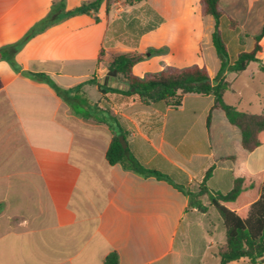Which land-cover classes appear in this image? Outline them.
<instances>
[{"label":"crops","instance_id":"crops-1","mask_svg":"<svg viewBox=\"0 0 264 264\" xmlns=\"http://www.w3.org/2000/svg\"><path fill=\"white\" fill-rule=\"evenodd\" d=\"M53 1L0 0V264H103L114 251L119 264H206L205 246L196 248L192 241L193 227L201 232L199 223L193 225L197 207L212 208L206 196L197 197L199 184L214 166L206 182L209 190L231 189L233 164L217 161L221 156L245 157L249 173L264 172V144L244 152L240 132L226 120L210 136L211 95H185L175 108L144 104L137 95L102 94L87 81L117 82L105 77L106 67L98 60L101 49L104 62L111 61L110 53L165 48L153 62L206 66V59L216 54L214 18L202 16L200 0L128 5L145 11L147 21L149 8L163 21L129 51L117 52L120 43L112 41L110 32L122 24L119 12L124 8L116 0L108 13L105 3L100 6L98 22L89 14L71 16L13 52L11 46L47 16ZM85 1L90 0H65L66 9ZM220 4L239 23L230 47L236 55L240 49L251 51L253 36L264 26V0ZM148 34L154 36L150 43L143 40ZM260 44L258 58L264 61V37ZM230 73L236 75L227 71L225 79ZM228 92L238 97L230 105L264 113V91L245 102L243 91H225L224 100ZM115 135L125 137L129 168L107 160ZM139 166L165 174L171 182L135 170ZM229 264L253 263L240 259Z\"/></svg>","mask_w":264,"mask_h":264},{"label":"trees","instance_id":"trees-1","mask_svg":"<svg viewBox=\"0 0 264 264\" xmlns=\"http://www.w3.org/2000/svg\"><path fill=\"white\" fill-rule=\"evenodd\" d=\"M114 1H85L70 10L66 9L65 0L53 1L47 16L37 22L22 39L11 46V49L13 52H17L30 38L71 16L89 14L98 22L97 13L100 6L105 3L108 13ZM142 1L144 0H126L129 5ZM200 7L202 16L210 15L215 21L212 42L220 61V68L213 79L207 67L199 64L183 67L167 66L162 71L146 73L143 76L134 73V66L145 60L148 52L162 54L166 51L165 48H162L147 49L141 53L109 54L111 57L109 69L117 71L128 85L127 89L119 87L117 84L115 86L103 84L95 77L87 82L95 85L102 94L137 95L144 104L163 102L175 108L182 105L185 95H211L214 98V105L207 116L209 135H212L211 132L215 125L219 124L221 120H226L241 134L240 149L244 152H251L264 144V113L255 114L241 111L235 106L227 104L224 94L229 83L224 75L227 71L242 73L252 62L257 63L259 70L264 73V61L258 58V54L262 51L260 41L264 37V26L259 34L253 36L254 47L251 51L240 49L237 55L232 56L229 44L231 37L239 32L238 21L226 13L221 7L220 0H200ZM148 12L151 15L147 23L143 24L137 18H132L128 22L126 30L129 35L139 40L142 35L154 30L163 21V18L152 9L149 8ZM226 30L230 32H226ZM104 54V49H101L99 62ZM9 61L13 68L18 69L13 57ZM81 87L82 84L78 85V88ZM126 154L127 149L122 147L119 136L115 135L106 153L108 162L110 164L122 163L125 168H129L130 165L125 161ZM225 160H230L233 164L231 189L227 192L209 190L206 182L214 170V166H212L199 184L200 192L197 195V197L206 196L209 206L214 208L221 219L225 241L218 250L220 264H229L240 259H248L253 264L259 261L264 262V172L249 173L245 166V157L241 158L236 154L217 158V161ZM135 170L145 171L171 182L167 175L158 171L141 166ZM183 192L189 196L194 195L184 189ZM197 208L202 212L206 211V207L202 205ZM103 264H119L118 253L115 251L109 253Z\"/></svg>","mask_w":264,"mask_h":264},{"label":"rangeland","instance_id":"rangeland-1","mask_svg":"<svg viewBox=\"0 0 264 264\" xmlns=\"http://www.w3.org/2000/svg\"><path fill=\"white\" fill-rule=\"evenodd\" d=\"M120 1H122V3L121 7L119 6V9L124 8V10H120L119 12V15L122 16L119 21H122V24L113 26L110 33L114 38L112 41L120 43L121 48L117 52H127L130 48H133V46L137 45L138 39L128 34L126 25L134 17L140 20L143 24L147 23V14L145 11H142V9H130L126 0ZM143 40L150 43L154 40V36L152 34H148V36L144 37ZM235 50L236 49L234 48L230 49L232 56L236 55ZM154 56V53L148 52L147 58L136 66L135 73L140 76L146 73L164 70L167 65H165V63L153 62ZM100 62L102 67H106L105 77L109 81H114L116 78L117 86L127 89L128 85L123 81L122 77L118 73H116L115 76L108 75V72L112 71L109 69L110 61L104 62V58L101 57ZM205 64L209 73L215 77L219 69V61L216 54H214L212 58L208 57ZM250 65V68L246 72L236 73V75L230 73L226 79V81L229 83V85L226 87V91H243V102L249 99H256V92L264 91V73L256 70V65L254 63H251ZM225 101L228 104H234L238 101V97L235 94L228 92L226 94ZM196 213L197 218L195 219V224L193 223V225L199 223L201 232L199 233V231H197V226L193 227V246L195 245L196 248H203L205 246L206 264H216L217 261H220L218 250L225 241L224 228L220 223L219 215L213 208L207 210L205 214H203V212L200 210Z\"/></svg>","mask_w":264,"mask_h":264},{"label":"water","instance_id":"water-1","mask_svg":"<svg viewBox=\"0 0 264 264\" xmlns=\"http://www.w3.org/2000/svg\"><path fill=\"white\" fill-rule=\"evenodd\" d=\"M116 73H117V71L116 70H113V71L108 72V75L115 76ZM115 80H117V79L115 78ZM119 141H120L122 147L125 148L126 147L125 138L123 136H120Z\"/></svg>","mask_w":264,"mask_h":264}]
</instances>
